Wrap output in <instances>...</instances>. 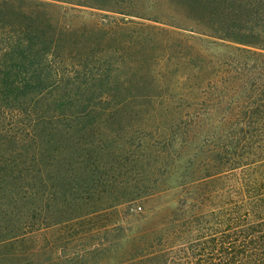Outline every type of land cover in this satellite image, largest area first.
<instances>
[{"label":"trees","instance_id":"trees-1","mask_svg":"<svg viewBox=\"0 0 264 264\" xmlns=\"http://www.w3.org/2000/svg\"><path fill=\"white\" fill-rule=\"evenodd\" d=\"M135 1L0 0V264H264V0Z\"/></svg>","mask_w":264,"mask_h":264},{"label":"rangeland","instance_id":"rangeland-1","mask_svg":"<svg viewBox=\"0 0 264 264\" xmlns=\"http://www.w3.org/2000/svg\"><path fill=\"white\" fill-rule=\"evenodd\" d=\"M149 3L148 0L135 1L137 6L140 4L143 6L144 12H156L154 6ZM169 4L170 0H161L159 10H162V14L169 12ZM76 7L82 8L81 6ZM125 212L124 206H120L110 210L106 215H100L98 218L78 221L76 226H57L42 230L26 242L27 247L38 248L42 246L47 251L45 255L34 257L31 260L32 264H105L106 254L101 248L108 237L103 234L90 237L84 232L104 224H108L109 227L116 225L121 221ZM112 254L115 259L119 258L117 251Z\"/></svg>","mask_w":264,"mask_h":264}]
</instances>
